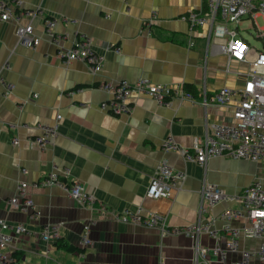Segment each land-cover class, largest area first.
Instances as JSON below:
<instances>
[{
  "label": "crops",
  "instance_id": "crops-1",
  "mask_svg": "<svg viewBox=\"0 0 264 264\" xmlns=\"http://www.w3.org/2000/svg\"><path fill=\"white\" fill-rule=\"evenodd\" d=\"M18 1L22 3L18 23H30L40 44L35 49L19 46L16 24L0 20V220L28 230L2 250L13 264H158L156 231L118 223L113 213H160L170 227H180L198 219L203 181L236 195L256 173L264 176V163L215 158L200 167L162 149L168 136L188 149L193 138L204 135L205 123H230V107H209L205 113L189 102L163 107L141 95L131 98L126 114L115 117L100 109L110 98L99 88L104 83L145 78L183 85L195 95L202 85L209 92L242 85L243 77L235 72L244 67L234 62L231 73H225L226 59L211 53L205 30L190 34L181 20L188 11L204 7L206 0ZM45 19L56 22L54 33L64 49L77 39L89 41L103 57L101 70L93 73L82 61L60 58L44 32ZM6 86H11L10 92ZM55 123L56 135L43 148L31 146L39 127ZM162 161L185 179L171 199H146L150 177ZM63 171L69 172L71 183L94 197L93 209L79 206L57 186H33L48 174L61 176ZM20 182L27 183L24 195L32 201L33 211L8 205ZM237 206L220 202L205 219L220 228L219 214ZM52 224L59 226V239L46 244L39 233ZM87 224L90 245L82 247ZM58 242L76 251L60 248ZM161 252L163 264H190L192 257L190 241L181 236L164 239Z\"/></svg>",
  "mask_w": 264,
  "mask_h": 264
},
{
  "label": "built area",
  "instance_id": "built-area-1",
  "mask_svg": "<svg viewBox=\"0 0 264 264\" xmlns=\"http://www.w3.org/2000/svg\"><path fill=\"white\" fill-rule=\"evenodd\" d=\"M21 11L20 1L0 0V20L16 24L17 44L35 49L40 44V38L36 36L30 23H18L17 12ZM258 15L264 23V0H206L204 7L181 16L190 34L197 29L205 30L203 37L211 47V53L221 54L226 59L225 73H231V64L234 62L244 67V71L235 72L244 79L239 88L222 86L209 92L202 85L197 95H194L183 85L153 83L145 78H139L133 83H104L99 88L109 93L110 98L101 103L100 109L115 117L126 114L132 107L131 98L141 95L150 97L163 107H168L173 102H189L200 106L205 113L209 107H230L233 109L232 121L205 123L204 135L193 138L188 149L181 147L171 136L163 141L162 149L175 151L185 162H192L200 167L215 158L264 163V25L261 29L257 27L255 17ZM244 22H247V30L255 29V37L262 43L261 49L250 45L242 36L243 30L240 27ZM55 24L54 20H44V32L56 46L58 56L65 62L82 61L93 73H98L103 57L92 50L89 41L77 39L69 49H64L59 45L60 37L54 33ZM192 45L193 41L190 40L188 46ZM5 89L10 92L11 86H6ZM59 119L60 115L56 117L57 121ZM56 128L57 123L52 127H39V134L30 142L31 146L43 148L56 135ZM13 143L16 145L18 141L15 139ZM22 172L25 173V170L22 169ZM184 179L183 173L173 172L162 161L150 177L144 197L169 200L180 189ZM33 186H57L79 206L94 208V197L77 183H71L68 171H63L61 176L50 173ZM26 187L25 182L18 184L17 195L8 201L11 208L33 211L32 201L24 195ZM199 198L198 219L180 227H170L166 215L155 212L143 214L141 211L124 210L113 213L112 217L124 225L156 231L159 237L158 264H163L161 249L164 239L180 236L190 241V264H264V176L256 173L253 181L236 195H227L215 184L203 181ZM227 201L237 202L238 206L225 208L218 216L223 222L222 226L216 228L213 220H206L205 215L214 205ZM58 228L55 224L45 226L39 233L40 239L46 244L57 241ZM89 229V224L83 227L82 247L90 245ZM8 230L10 232L5 233ZM27 233L24 225L9 226L0 220V264L14 263L2 250L12 242L13 237Z\"/></svg>",
  "mask_w": 264,
  "mask_h": 264
},
{
  "label": "rangeland",
  "instance_id": "rangeland-1",
  "mask_svg": "<svg viewBox=\"0 0 264 264\" xmlns=\"http://www.w3.org/2000/svg\"><path fill=\"white\" fill-rule=\"evenodd\" d=\"M255 23L257 25V27L259 29H261L264 25L263 23V19L260 15H258L257 17H255ZM247 22H244L242 25H241V29L243 30L241 32L242 36L247 39V41L250 43V45L256 47L257 49H261L262 48V43L259 41V39H257L255 37V29H250V30H247Z\"/></svg>",
  "mask_w": 264,
  "mask_h": 264
},
{
  "label": "trees",
  "instance_id": "trees-1",
  "mask_svg": "<svg viewBox=\"0 0 264 264\" xmlns=\"http://www.w3.org/2000/svg\"><path fill=\"white\" fill-rule=\"evenodd\" d=\"M150 28V27H149ZM186 90H188V91H190V89L189 88H185ZM190 92H192V91H190ZM195 95V94H194ZM58 246L60 247V248H64V249H66L67 251H70V252H74V251H76V249L73 247V246H70V245H67V244H65V243H62V242H58Z\"/></svg>",
  "mask_w": 264,
  "mask_h": 264
}]
</instances>
